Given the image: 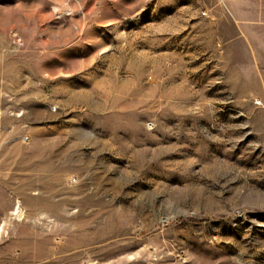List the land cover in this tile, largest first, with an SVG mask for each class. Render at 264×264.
I'll list each match as a JSON object with an SVG mask.
<instances>
[{
	"label": "rangeland",
	"instance_id": "obj_1",
	"mask_svg": "<svg viewBox=\"0 0 264 264\" xmlns=\"http://www.w3.org/2000/svg\"><path fill=\"white\" fill-rule=\"evenodd\" d=\"M0 179V264H264V0H0Z\"/></svg>",
	"mask_w": 264,
	"mask_h": 264
},
{
	"label": "crops",
	"instance_id": "obj_2",
	"mask_svg": "<svg viewBox=\"0 0 264 264\" xmlns=\"http://www.w3.org/2000/svg\"><path fill=\"white\" fill-rule=\"evenodd\" d=\"M234 27V25H233ZM231 28V35L226 39V41L230 40L232 42H242L241 38L238 36V29L236 28V26L234 28ZM9 184V185H8ZM6 187H13L14 191H15V206L13 208L12 211V218L14 219H21L18 218L17 214H16V210L19 207L20 210H23L21 207V199H22V195H23V190H22V182H15L14 184H12V182L10 181H3L0 179V203H2L5 192H6ZM3 203L5 204L6 202L3 201ZM5 209V206L2 208ZM7 220H4L3 224L0 226V234H3L4 232H6V224H7Z\"/></svg>",
	"mask_w": 264,
	"mask_h": 264
},
{
	"label": "bare ground",
	"instance_id": "obj_3",
	"mask_svg": "<svg viewBox=\"0 0 264 264\" xmlns=\"http://www.w3.org/2000/svg\"><path fill=\"white\" fill-rule=\"evenodd\" d=\"M19 209H20V208H17V213H19ZM17 216H18V215H17Z\"/></svg>",
	"mask_w": 264,
	"mask_h": 264
},
{
	"label": "built area",
	"instance_id": "obj_4",
	"mask_svg": "<svg viewBox=\"0 0 264 264\" xmlns=\"http://www.w3.org/2000/svg\"><path fill=\"white\" fill-rule=\"evenodd\" d=\"M257 103H261V102H257Z\"/></svg>",
	"mask_w": 264,
	"mask_h": 264
}]
</instances>
